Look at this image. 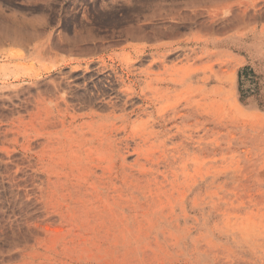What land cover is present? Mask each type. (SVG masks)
Segmentation results:
<instances>
[{"label": "rangeland", "instance_id": "374dc122", "mask_svg": "<svg viewBox=\"0 0 264 264\" xmlns=\"http://www.w3.org/2000/svg\"><path fill=\"white\" fill-rule=\"evenodd\" d=\"M0 264H264V0H0Z\"/></svg>", "mask_w": 264, "mask_h": 264}]
</instances>
